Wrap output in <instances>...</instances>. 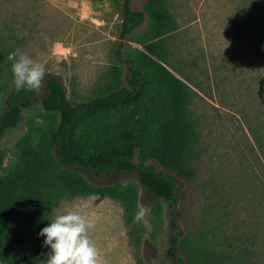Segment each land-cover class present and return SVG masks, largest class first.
Instances as JSON below:
<instances>
[{
	"label": "rangeland",
	"instance_id": "rangeland-1",
	"mask_svg": "<svg viewBox=\"0 0 264 264\" xmlns=\"http://www.w3.org/2000/svg\"><path fill=\"white\" fill-rule=\"evenodd\" d=\"M144 2L132 0L131 7L144 10ZM252 3L169 0L178 29L169 40L167 65L197 91L191 110L205 161L204 182L193 195L180 198L175 211L140 184L145 209L140 244L129 232L119 201L104 195L64 200L55 216L75 210L92 220L88 234L100 264H174L168 254L174 218L181 235L189 234L199 247L200 259L207 251L223 250L264 264V42L257 40L252 19L259 0ZM122 21L117 0H0L1 39L60 75L75 102L91 97L98 78L119 61V40L137 46L131 35L120 38ZM148 23L145 13L136 30H146ZM7 80L5 74L2 81ZM25 131L22 120L1 137L6 163ZM149 162L163 169L156 160ZM79 169L98 184L138 180L135 171ZM158 200L165 205L160 222L152 217Z\"/></svg>",
	"mask_w": 264,
	"mask_h": 264
},
{
	"label": "trees",
	"instance_id": "trees-1",
	"mask_svg": "<svg viewBox=\"0 0 264 264\" xmlns=\"http://www.w3.org/2000/svg\"><path fill=\"white\" fill-rule=\"evenodd\" d=\"M131 1L117 0L125 20L123 35H131L137 46L119 40V61L98 78L95 93L78 102L68 96L60 75L48 70L39 90H17L8 53L18 46L0 37V139L22 120L26 123L8 163L0 150V264H46L48 247L37 233L64 200L104 195L119 201L129 232L140 244L142 219H133L140 208V184L175 211L179 199L193 195L204 182L205 161L191 110L197 91L167 65L178 21L169 0H145L144 10L133 9ZM145 13L147 29L136 30ZM252 19L262 43L264 0ZM5 74L9 80L3 82ZM79 168L135 171L138 180L98 184ZM164 212L163 201L154 202V221H162ZM172 224L176 231L168 254L174 264L251 263L223 250L207 251L200 259L199 247L189 234L181 235L176 218Z\"/></svg>",
	"mask_w": 264,
	"mask_h": 264
},
{
	"label": "clouds",
	"instance_id": "clouds-1",
	"mask_svg": "<svg viewBox=\"0 0 264 264\" xmlns=\"http://www.w3.org/2000/svg\"><path fill=\"white\" fill-rule=\"evenodd\" d=\"M12 61L13 85L17 90H39L45 75L42 63L20 50L8 53ZM145 209L140 207L133 219L140 221ZM92 220L79 211L68 210L39 229L42 246H47L46 264H100L99 251L88 232Z\"/></svg>",
	"mask_w": 264,
	"mask_h": 264
},
{
	"label": "water",
	"instance_id": "water-1",
	"mask_svg": "<svg viewBox=\"0 0 264 264\" xmlns=\"http://www.w3.org/2000/svg\"><path fill=\"white\" fill-rule=\"evenodd\" d=\"M124 22H125V20L123 19L122 23L124 24ZM122 37H123V29H122V31L120 33V38H122Z\"/></svg>",
	"mask_w": 264,
	"mask_h": 264
}]
</instances>
